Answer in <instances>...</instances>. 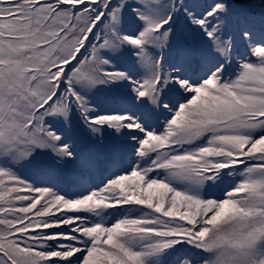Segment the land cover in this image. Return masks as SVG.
Here are the masks:
<instances>
[{
	"label": "snow or ice",
	"instance_id": "obj_1",
	"mask_svg": "<svg viewBox=\"0 0 264 264\" xmlns=\"http://www.w3.org/2000/svg\"><path fill=\"white\" fill-rule=\"evenodd\" d=\"M0 264H264V0H0Z\"/></svg>",
	"mask_w": 264,
	"mask_h": 264
}]
</instances>
